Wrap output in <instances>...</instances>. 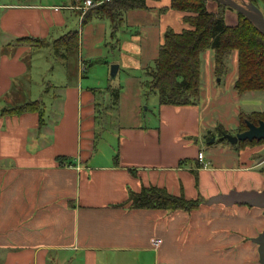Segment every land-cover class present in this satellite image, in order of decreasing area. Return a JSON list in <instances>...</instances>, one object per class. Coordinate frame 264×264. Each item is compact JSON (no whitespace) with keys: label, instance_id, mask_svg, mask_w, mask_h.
<instances>
[{"label":"crops","instance_id":"crops-1","mask_svg":"<svg viewBox=\"0 0 264 264\" xmlns=\"http://www.w3.org/2000/svg\"><path fill=\"white\" fill-rule=\"evenodd\" d=\"M80 1H0V264H261L253 240L264 228L260 207L201 201L191 211H170L125 202L129 190L148 185L186 198L261 192L264 143L222 145L232 162L214 165L203 153L202 166L197 154L211 131L203 132L198 101L158 104L157 126H119L102 161L94 137L96 87H84L79 56L66 69L77 49L58 58L51 45L71 30L65 10L82 21ZM208 1L207 10L216 11ZM145 3L140 10L162 20L158 47L166 28L188 27L182 20L188 12L162 10L170 0ZM224 18L235 25L238 16L227 8ZM30 36L47 43L20 40ZM42 49L52 59L44 70L51 62L61 68L55 79L39 78L33 96L32 69ZM234 57L236 70V51ZM33 97L42 104V122L36 111L1 112Z\"/></svg>","mask_w":264,"mask_h":264},{"label":"rangeland","instance_id":"rangeland-1","mask_svg":"<svg viewBox=\"0 0 264 264\" xmlns=\"http://www.w3.org/2000/svg\"><path fill=\"white\" fill-rule=\"evenodd\" d=\"M16 1H32L51 5L72 4L73 2V0ZM252 2H256L264 14V6L261 1L252 0ZM208 3L218 8L216 2L209 0ZM65 12L67 16L70 15L68 19L72 25L70 29L79 32L78 48L69 53L68 59L65 61L66 69L71 72L75 57L79 56V62L83 69L84 87L88 84L96 87L94 94L97 123L94 137L98 148L104 153L101 158L104 161L106 156L111 153L110 144L113 139L110 134L119 126H157L158 124V96L155 91L149 90L147 84L150 80L149 72L154 67V60L158 52L162 20L157 13L132 9L125 13L124 19L119 25L112 27L109 19L102 21L90 19L82 22L79 21L74 11L65 10ZM47 53L45 49L40 50L35 60V62H39V68L34 66L32 69V72H35L31 84V91L35 92V95L32 94L33 96H36V92H40L38 89L40 87L39 78L55 79L60 72V64L54 62L50 63L49 70H44L47 61H52ZM212 55L210 49L203 51L200 55L198 104L203 119V132L205 134L211 131L210 136L204 139L202 152L205 154L206 160L211 159L216 165L224 164L227 161L221 147L229 142L227 139L221 138L220 129H223L224 133L235 134L238 132L240 112H264V91H248L238 94L233 88L236 77L235 51H232L226 58L227 67L224 74L220 76H217L212 70ZM113 64L118 65V70L112 76L111 66ZM47 96L44 97L47 98ZM34 99L35 97L32 98V100ZM262 116L264 118V115ZM241 126L245 128V126ZM262 156H264V150L258 159H261ZM260 171L264 174V164L260 167ZM198 197L201 201L209 202L213 196L208 199L202 195Z\"/></svg>","mask_w":264,"mask_h":264},{"label":"trees","instance_id":"trees-1","mask_svg":"<svg viewBox=\"0 0 264 264\" xmlns=\"http://www.w3.org/2000/svg\"><path fill=\"white\" fill-rule=\"evenodd\" d=\"M146 0H110L89 8L82 21L91 16L105 17L112 27L119 25L124 14L132 9L146 8ZM207 0H170L167 8L188 12L182 20L188 25L180 31L168 27L163 32L154 67L150 70L149 90L155 91L158 104L184 105L195 104L200 95L201 53L212 50L213 72L220 76L226 70V58L236 51V77L233 88L238 94L248 91H264V35L241 13L235 25H227L224 18L226 8L217 3L216 11L206 8ZM20 40L47 43L35 37H22ZM79 32L70 30L51 42L58 58L66 52L78 48ZM27 111L38 112L42 122V104L38 100L7 106L4 114H19ZM263 111L240 112L238 131L246 128V121L257 123L264 119ZM245 128H242V126ZM225 131L220 129V135ZM210 136L207 135V138ZM264 139L238 141L239 146L262 143ZM59 158V157H58ZM60 159V158H59ZM61 163V159L59 160ZM131 208H157L165 210L191 211L199 207V197L186 198L184 194H172L165 187L156 185L142 186L139 191H128L126 201Z\"/></svg>","mask_w":264,"mask_h":264},{"label":"water","instance_id":"water-1","mask_svg":"<svg viewBox=\"0 0 264 264\" xmlns=\"http://www.w3.org/2000/svg\"><path fill=\"white\" fill-rule=\"evenodd\" d=\"M224 6L231 8L232 10L243 14L254 27L264 35V14L262 10L252 1H241L238 0H215ZM264 1V0H263ZM118 69V65L113 64L111 66V75H115ZM221 138H225L229 143L235 144L238 141L253 139L261 140L264 139V120L260 119L257 123L246 121V128L242 131H238L235 134L223 133ZM214 138L212 139V141ZM211 203H247L252 206H257L263 209L264 215V189L261 192L250 191L242 195H234L233 193L226 195L213 196L209 201ZM258 244L259 260L261 264H264V228L258 234L257 237L253 239Z\"/></svg>","mask_w":264,"mask_h":264},{"label":"built area","instance_id":"built-area-1","mask_svg":"<svg viewBox=\"0 0 264 264\" xmlns=\"http://www.w3.org/2000/svg\"><path fill=\"white\" fill-rule=\"evenodd\" d=\"M104 1H110V0H81L80 3L76 6V8L80 10V14L82 16L89 8L95 5H100ZM203 158H204L203 152L199 151L197 154V159L202 166H206V163L203 162ZM152 243H154V245H158L160 243V240L157 238L152 239Z\"/></svg>","mask_w":264,"mask_h":264},{"label":"flooded vegetation","instance_id":"flooded-vegetation-1","mask_svg":"<svg viewBox=\"0 0 264 264\" xmlns=\"http://www.w3.org/2000/svg\"><path fill=\"white\" fill-rule=\"evenodd\" d=\"M239 2H241V1H245V2H248L249 0H238ZM252 1V0H251ZM261 1V3L263 4V6H264V1L263 0H260ZM256 5H257V3L256 2H254ZM258 6V5H257ZM260 120V119H259Z\"/></svg>","mask_w":264,"mask_h":264}]
</instances>
